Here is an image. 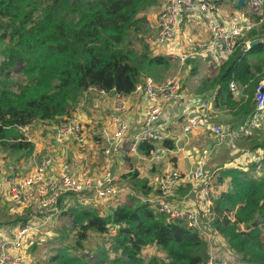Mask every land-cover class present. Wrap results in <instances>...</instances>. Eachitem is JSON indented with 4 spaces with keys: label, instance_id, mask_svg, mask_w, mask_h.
Wrapping results in <instances>:
<instances>
[{
    "label": "trees",
    "instance_id": "trees-1",
    "mask_svg": "<svg viewBox=\"0 0 264 264\" xmlns=\"http://www.w3.org/2000/svg\"><path fill=\"white\" fill-rule=\"evenodd\" d=\"M145 1L0 0L2 150L19 158L29 156L33 144L21 133L22 128L39 121L59 124L71 116L91 88L128 96L137 83L154 75V68H168L169 61L153 56L145 41L144 52L135 51L126 42L130 33H142L144 18L138 16ZM263 28L261 23L247 32L246 37L259 40L258 44L247 51L237 50L220 65L215 78L202 81L199 87L210 90L218 110L236 112L233 120L241 123L254 108V97L251 101L249 93L264 79ZM18 66L23 79L10 80ZM230 81L245 88L247 101L235 100ZM140 145L146 153L152 147L148 142ZM164 146L171 148L168 141ZM252 148L264 155V135ZM249 168L227 169L229 189L210 194L209 224L242 264H264V178ZM220 184L221 178L216 185ZM124 189V196L104 200L109 205L106 217L100 215L98 205H87L90 200L96 202V196L84 193L63 212L71 218L77 241H89L92 235L108 236L111 246L101 249L102 261L90 263L63 247L51 257V264H206L208 247L197 232L181 221L166 223L163 214L143 201L149 196L148 190L143 194L134 186ZM148 247H155L160 255L144 259L142 252Z\"/></svg>",
    "mask_w": 264,
    "mask_h": 264
},
{
    "label": "built area",
    "instance_id": "built-area-1",
    "mask_svg": "<svg viewBox=\"0 0 264 264\" xmlns=\"http://www.w3.org/2000/svg\"><path fill=\"white\" fill-rule=\"evenodd\" d=\"M240 1L251 13L264 16V0H235L238 4ZM216 10L215 3L209 0H164L156 15L153 50L155 51L157 47L165 48L170 55L176 56V32L185 16L194 14L200 16L208 25L211 34L207 43L195 45L204 58L212 55L216 56L218 62H225L237 50L250 49V42L240 48V40L245 33L254 28L255 23L251 19H246L241 26L227 27L217 19ZM260 19L262 21V18ZM92 89L99 91L100 95L112 94L113 97L106 114L108 123L100 127L97 134L102 142V151L106 159L118 156L125 145L130 147L131 152L137 154L138 146L145 142L152 145L147 152L151 162L160 161L169 153L163 143L169 138V134L161 121L168 107L181 96L179 78L158 83L152 77H146L137 83L132 93L145 99V104L141 122L135 128H131L127 118L129 102L125 96L114 91L106 93L95 88L89 90ZM229 90L233 96L241 92L234 81H230ZM211 105L212 100L204 99L198 101V110L183 114L184 134L206 129L211 136L216 137L217 144L226 145L234 155H237L241 152L239 144L242 141L250 139L256 132H264V80L260 81L255 89L253 111L243 123H235L230 128L211 123L207 114V109ZM93 106L95 109L98 108L95 102ZM88 135L89 131L84 121L75 115L62 120L53 128V137L59 143L72 142L84 146L87 144ZM242 156L246 165L252 167L255 173H259L264 168L263 159L254 151ZM55 160L53 156L45 154L39 158L33 169L27 171L6 167L0 160V198H8L18 207H22L28 219L27 222L10 229H0V264H25L24 251L30 245L29 237L34 232H41L56 218L59 204L67 195L79 196L84 192H94L98 198L105 200L116 193L112 185L113 176L108 168L99 177L85 178L81 181V178L78 179L71 173L70 162L66 160L60 162L53 173ZM203 164L201 158L189 172L183 173L171 169L157 175L153 180V184L156 183L154 184L156 191L145 201L156 212L165 216L166 223L181 221L198 233L208 247L206 264H242L229 252L223 237L210 227L211 190L205 181ZM182 185L190 186L191 195L199 189L198 205L190 204L189 199L186 198L178 200L175 198L176 191Z\"/></svg>",
    "mask_w": 264,
    "mask_h": 264
},
{
    "label": "rangeland",
    "instance_id": "rangeland-1",
    "mask_svg": "<svg viewBox=\"0 0 264 264\" xmlns=\"http://www.w3.org/2000/svg\"><path fill=\"white\" fill-rule=\"evenodd\" d=\"M163 1L164 0H146L144 2V8L140 12L138 17H140L141 19L144 18V22H145L147 18L150 17L151 15L155 16L159 12ZM209 1H211L212 3H217L215 0H209ZM225 6H227V8L229 9L228 15L231 14V18L236 22V24L233 25V27L241 26L243 24L244 17L240 19V15H242L244 12L246 13L249 12L247 16L252 21L256 22L259 20L258 21L259 23L261 22L264 23V16H260L257 14L255 15L251 13L249 9L247 10L245 7L242 9L236 8L233 0H228ZM218 11L219 10L217 7L216 16L218 17V20L221 21ZM260 18H262V21ZM184 21L185 22H189V21L198 22L199 26L197 27L199 28V30L206 31L207 29L208 31L207 33L209 34V36L211 35L208 29V25L204 21H202L200 16L196 14H194L193 16H185ZM144 22L140 24V32H142L141 35L139 34L138 36H136L133 33H130L126 41L127 43H129L128 46L132 49L134 48V50L137 52H144V49H145L144 40H140V38L142 39V36H145V35L146 36L144 38H151L154 34L153 30L149 28L147 21L145 23ZM263 34H264V28H263ZM246 36H247V33L240 40V48H242L244 44L252 41L250 37H246ZM195 45L196 44H193V48H195V52H196L197 48L195 47ZM196 53L198 54V52ZM165 59L169 61L168 68L165 69V67H162L164 65H160L154 68L152 70V72H154V75L152 76H154L155 79H156L155 75L159 76L160 79L169 78L172 76H178V77H181V79H184L185 83L189 82L192 85H199L202 82L201 78L204 75H209V76L213 75L216 72V70H218L220 65L224 63L222 61H219L218 63L220 64L217 67L210 60V58H204L206 61L208 62L210 61V62L208 63L209 65L207 63L203 65L201 63V60L194 57L190 60L186 59L185 61H183L182 63L185 64V66L182 67V69L180 70V62H181L180 59H172L170 57H166ZM0 63H1V59H0ZM16 69L17 70H14L12 72L10 80L19 81L23 79L24 76H23V73L21 72V67L18 66L16 67ZM261 70H262V74L264 75V65L262 66ZM178 77H175V78H178ZM253 91L252 93H249V95L251 96V101L253 100V97L255 96V91L254 92ZM234 98L236 101H239L241 99H243L244 101H247L248 92H246L244 88L241 90L240 94L237 96H234ZM82 101L83 99L81 97V99L78 101V103L74 107V111H73L74 114L75 113L77 114L80 109L83 110L84 108L87 107L88 103L83 104ZM73 113L71 114L70 117L74 115ZM218 113L219 115H222L224 117L223 119H225V122L221 120H215L214 118H211V119L209 118L211 123L219 124L223 128H230V126L232 125L231 121H233V123H241L239 120H233L235 119L234 116L236 112L232 110H227V109L219 110ZM22 129L20 131L23 135H25V132ZM34 131L35 130H32V133L28 135H32V137H34V134H35L33 133ZM41 133L42 132H39L38 135H41ZM263 135H264V132L262 133L256 132L254 136L250 137L252 141H249V139H246L243 145L239 144V147L240 149L245 151V153L254 151L258 155V157L263 159V164H264V155L262 154V152L257 149L254 150L252 148L255 143H259L261 141V138L263 137ZM214 139H215V146H216L215 152H213L212 154H208V153L206 154L204 146L199 147L198 150L200 151V154L203 155L202 159L204 161L203 165H204L205 181H207V183L209 184L211 192L213 191L214 193L215 191V194H218L221 191H227L229 189L231 178L228 176V172H226L227 169L228 170L238 169V170H243V171H247L250 169L247 168V165L244 161L245 158L242 161V159L238 160L237 157L235 158V156L234 157L231 156V154L232 155L234 154L229 150V148L227 149L226 148L227 146L224 144L223 145L217 144L218 140L216 139V137H214ZM165 140H168V139H165ZM76 147L74 148L75 149L74 153L70 152V153L65 154V159L63 160V162L65 160L70 162L71 167L73 165L75 166L77 165V167L80 168L79 174L85 173L83 172L85 170L86 172L88 171L92 172L93 169L91 170L90 166L98 164L100 158H102V152H101L102 150L98 151L99 149H97L98 151L97 153H90V152L86 153L87 150H85L84 146H81V147L76 146ZM129 150H130V147H129ZM208 156L209 158L207 159ZM19 159L20 158L18 156H11L9 155V152L4 151L0 148V160L5 163L6 167L13 168L17 165L15 168H20V164L18 162ZM147 159L150 160V157L147 156ZM164 161L165 160L158 162V163L161 165H166V161L165 162ZM171 162L172 161L169 160V164H171ZM152 166L157 167L155 169L156 171L158 169L157 174H161L163 171H167L165 170L167 167L163 168V167L157 166V164L154 165L147 161H145L143 165V169H142L139 166V163L137 162V160L131 161V162L123 161L122 164L112 167V169L114 170L113 172L115 173L117 178L119 177V181H120V182L118 181L119 183L117 182V185L112 184L116 191V194H113L114 196L112 197H115L116 195H120L119 197L124 196L125 195L124 192H119V191L123 190L122 188H125V187L132 189V186L138 189V191H142L143 194L145 193V190H148V193L155 192L156 188L154 187V184L156 185V183L154 182V184H152V181L148 179L150 175H146V170L148 172H156V171L151 170ZM81 167H84V168L82 169ZM213 171H217L215 172V175H212ZM220 171L221 173H219ZM254 174L257 177L264 178V168L261 171H259V173L254 172ZM85 175L87 176V178H92L89 174H85ZM85 175H83V177L81 178V181L85 180L84 178ZM75 177L80 179L78 176H75ZM219 178L222 179V184L216 185ZM133 191L134 193H136L135 190ZM193 193L194 195H197V194L199 195V189L195 190ZM86 194H91L92 196L93 195L96 196L94 192H84V195ZM67 196H68L67 198H64L61 200L59 204V212L55 216L56 218L51 223H49L45 228H43L41 232L40 231L34 232L31 235V237H29L30 245L24 251V256H25V260L27 264H51L50 263L51 257L55 255L58 249H62L63 247L71 248L70 252L72 256L84 257L90 263H94L95 261H102V259L99 257V254L102 253L101 251L102 248L104 249L110 248L111 243L108 241V236L98 237L96 235H92L93 234L92 233L91 234L92 237L90 238L89 241L79 242L76 240L75 231L73 230L72 225H71V218L63 214V212H65L68 207H72L71 205L76 203V201L79 199V196H70V197L69 195ZM94 199L96 200V202L93 200H90L92 202H90V204H87V205H90V207L94 205H98V208H97L98 212L100 213V215L106 217L109 214L107 212L108 210L107 207L109 205L108 204L105 205L104 204L105 201L101 200L97 196L94 197ZM26 215H27L26 211L22 207H18L17 205L12 203L10 199L8 198L6 199L5 197L0 198V228L6 227V226H13L16 224L19 225L20 223L23 224L26 222V220H24L27 218ZM109 235H112V232ZM210 235H212V233H210ZM142 253H143L142 256L144 259H148L151 255H160L157 252L155 247L145 248ZM110 256L113 257L114 255H110Z\"/></svg>",
    "mask_w": 264,
    "mask_h": 264
},
{
    "label": "crops",
    "instance_id": "crops-1",
    "mask_svg": "<svg viewBox=\"0 0 264 264\" xmlns=\"http://www.w3.org/2000/svg\"><path fill=\"white\" fill-rule=\"evenodd\" d=\"M217 3H215V5L218 7V12H219V17L221 18L220 23L223 25H226L227 27H232L233 25L236 24V22L231 18V14H229V9L227 8V6H225L227 4L228 0H215ZM234 1L235 7L236 8H246L248 10V8L246 7V5L243 3L239 6L238 3ZM246 1V0H245ZM220 3V4H219ZM216 14V13H215ZM248 13L244 12L242 15H240V19L242 17H244V22L246 21V19L248 18ZM157 15V14H156ZM156 15L153 16L151 15L150 17L147 18V23L150 29L153 30L154 34L151 38H145L144 41L148 44L150 52L153 56H158V57H170L172 59H180V70L182 69V67L185 66V64H183L182 62L187 60H190L192 58H197L199 60H201V63L203 65H205V63H209L208 61H206L204 59L203 55H200V50L196 49V52H198V54L195 52V48H193V44H203V43H207L210 40V36L207 33V29L205 30H199V28L197 26H199L198 22L196 21H189V22H185L183 21V23L181 24V26L179 27V29L176 32V45L177 48L175 50L176 52V56H172L170 55L169 51L165 48H156V50H153V39L155 37L156 34V27H155V23H156ZM217 17V16H216ZM218 19V17H217ZM243 22V23H244ZM255 22V21H253ZM262 23V22H261ZM259 22H255V26H258L259 24H261ZM203 54V53H202ZM208 58H210V60L215 64V66H219L220 63H218L216 56L213 57L212 55L209 56ZM218 63V64H217ZM209 65V64H208ZM212 65V64H210ZM189 70V69H187ZM186 70V72H187ZM193 70V69H191ZM195 72V71H194ZM219 72V68L218 70H216V72L213 75H204L201 78V81H204L206 79H213L218 75ZM198 73V72H197ZM148 77H152L153 80L155 82L158 83H162L165 82L167 80H170L172 78L178 77V76H172L169 78H162L159 81H157L154 76L150 75ZM181 81V96L180 98L175 101L174 103H172L167 111L165 112L164 118L162 119L161 123H163L165 125V131L168 132L169 134V138L168 143L171 145V148L168 147L167 149L169 150V153L160 161H156V162H151L147 159V153L144 151V149L141 148V145L138 146V152L137 154H135L134 152H130L129 147L124 146L121 149V153L116 156V157H111L109 159H106L103 155V151L102 150V142L98 137V131L99 128L106 125L108 123L107 121V112L111 106L113 97L112 94H103L100 95L99 91L97 90H88L84 93L82 99V103H88L87 107L84 108L83 110H79V112L76 114H74L75 116L80 117L85 125L88 128L89 131V135H88V140H87V144L84 145L85 150H87L86 153H97L98 151L102 152V158H100L98 164H95L93 166H90V169L93 171L90 172H85V173H80L79 174V170L80 168L77 167V165H73L71 167V173L74 176H78L79 178H82L83 175L85 174H89L92 178L93 177H99L100 175L103 174L104 170L106 168H108L113 176V183L117 185V182L119 181V177L117 178V176L115 175V173L113 172L114 170L112 169V167L120 165L123 163V161H136L139 163V166L143 169V165L145 163V161L151 163V164H157V166L160 167H167L165 170H170V169H176L177 171L180 172H189L191 171L198 163L199 159H201L203 157L202 154H200V151L198 150L199 147L204 146L206 154H212L213 152H215V139L213 136H211L208 132H206V129H199V130H193L191 133L188 134H184L182 131L183 128V114L185 112H189V111H193V110H198V101L201 100H212V105L209 107V109H207V114L209 116V118H214L215 120H221L225 122V119H223L224 117L222 115H219L218 113V108L215 105L214 102V96H212L210 94V90L208 89H204L203 91H201L199 89V87L201 86V83L199 85H192L189 82L184 81V79H181V77H178ZM240 89L242 90V87H240ZM200 90V91H199ZM210 95V96H209ZM128 99L129 102V111H128V121L131 125V128H135L138 127L140 122H141V114H142V109L143 106L145 104V99H142V97L136 93H131L128 96H125ZM96 103L98 108H94L93 103ZM250 115H248L249 118ZM68 117H64L62 118V120L66 119ZM247 120V119H246ZM245 120V121H246ZM212 121V120H211ZM244 121V122H245ZM214 122V121H213ZM232 125L235 124L233 123V121H231ZM56 125H52L51 123L48 122H42L39 121V123H33L32 125L23 128L22 130L25 132V135L27 137V140L29 142H31L33 144V151L31 152V154L29 156H25V157H21L19 159V164H20V168H16V170L18 171H25V170H29V169H33L36 165V162L39 160V158L45 154H49L51 156H53L56 160H55V165L53 167L52 172H55V168L59 167V163L62 162L65 159V154L67 153H74L75 152V147L78 145H75L72 142L69 143H59L57 142L54 137H53V128ZM32 130H35L33 133L34 137H32V135H28L32 133ZM134 131V129H133ZM39 132H42L41 135H38ZM255 135V134H254ZM32 137V138H31ZM249 141H252V139H249ZM245 143V140L241 142V144L243 145ZM81 147V146H78ZM226 147V146H225ZM77 148V147H76ZM227 148V147H226ZM97 149H99L97 151ZM228 149V148H227ZM241 152H239L237 155H232L231 156H235V158L237 157L238 160L244 159V157L242 155L246 154L245 151H243L242 149H240ZM229 151V150H228ZM207 156V155H206ZM210 156V155H209ZM209 156L207 157V159L209 158ZM242 158H241V157ZM165 160L166 161V165H161L158 162H161ZM169 160L172 161L171 164H169ZM164 161V162H165ZM134 165V163H133ZM17 166V165H16ZM15 166V167H16ZM75 166V167H74ZM13 167V168H15ZM82 169L84 167H81ZM157 167H153L151 168V170L156 171ZM247 168H249L247 166ZM250 169V168H249ZM158 171V169H157ZM156 172H148L146 170V175H150V177H148V179L150 181H152L153 184V180L157 175ZM165 172V171H163ZM162 172V173H163ZM161 173V174H162ZM84 178H87V176L85 175ZM120 182V181H119ZM118 182V183H119ZM149 187V185H148ZM123 190L119 191V192H125L126 189L122 188ZM154 194V192L149 193V198ZM70 196H74V195H69ZM68 197V196H67ZM65 197V198H67ZM147 197V198H148ZM147 198H143V200L145 201V199ZM175 198L178 199H189L190 204L192 203L193 205H198L200 203V200L198 198V194L194 195V193L191 195L190 194V186L188 185H182L181 187L178 188V190L176 191V196ZM13 225V226H17ZM13 226H6V227H2L0 229H10ZM26 261V260H25ZM25 264H27L25 262Z\"/></svg>",
    "mask_w": 264,
    "mask_h": 264
},
{
    "label": "water",
    "instance_id": "water-1",
    "mask_svg": "<svg viewBox=\"0 0 264 264\" xmlns=\"http://www.w3.org/2000/svg\"><path fill=\"white\" fill-rule=\"evenodd\" d=\"M242 4V1L239 2V6ZM259 43V40H253L249 43V47H252L253 45L255 44H258Z\"/></svg>",
    "mask_w": 264,
    "mask_h": 264
}]
</instances>
